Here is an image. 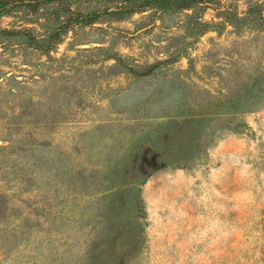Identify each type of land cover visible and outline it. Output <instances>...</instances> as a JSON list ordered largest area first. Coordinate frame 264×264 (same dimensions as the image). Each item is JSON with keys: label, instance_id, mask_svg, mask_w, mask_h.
Wrapping results in <instances>:
<instances>
[{"label": "rangeland", "instance_id": "374dc122", "mask_svg": "<svg viewBox=\"0 0 264 264\" xmlns=\"http://www.w3.org/2000/svg\"><path fill=\"white\" fill-rule=\"evenodd\" d=\"M0 1V264H264V0Z\"/></svg>", "mask_w": 264, "mask_h": 264}, {"label": "trees", "instance_id": "16d2710c", "mask_svg": "<svg viewBox=\"0 0 264 264\" xmlns=\"http://www.w3.org/2000/svg\"><path fill=\"white\" fill-rule=\"evenodd\" d=\"M85 1H107L115 4L110 15H115L119 19L128 18L134 14L157 9L168 11L172 9L183 10L197 5L209 3L213 0H85ZM13 2L0 1V15L9 13V4ZM13 7L15 5H12Z\"/></svg>", "mask_w": 264, "mask_h": 264}]
</instances>
